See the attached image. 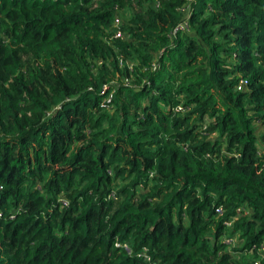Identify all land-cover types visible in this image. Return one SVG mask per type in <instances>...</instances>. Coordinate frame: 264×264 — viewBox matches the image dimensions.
<instances>
[{"label": "trees", "instance_id": "obj_1", "mask_svg": "<svg viewBox=\"0 0 264 264\" xmlns=\"http://www.w3.org/2000/svg\"><path fill=\"white\" fill-rule=\"evenodd\" d=\"M256 249L264 264V0H0V264Z\"/></svg>", "mask_w": 264, "mask_h": 264}, {"label": "built area", "instance_id": "obj_2", "mask_svg": "<svg viewBox=\"0 0 264 264\" xmlns=\"http://www.w3.org/2000/svg\"><path fill=\"white\" fill-rule=\"evenodd\" d=\"M113 27L114 30L112 31V34L110 35V37L108 38L109 40L113 39V38H119L122 36L121 31L118 28V18H114L113 21ZM182 26L181 25H177L175 29H180ZM154 67V65H152V68ZM111 81H110V85H111ZM114 84V83H113ZM124 84H128L130 85V82H128L126 79H124ZM246 84L245 80H238L237 84L235 85L234 89L235 90H242L244 88V85ZM108 84H102L100 86V88L98 89V94L102 95V101H101V106L103 108H109L110 106V99H111V91H108ZM90 89V87L88 88ZM217 212H220L219 208H216ZM233 242V241H232ZM226 243H230V240H226ZM118 246V245H116ZM127 246L126 245H122V248H124L127 252ZM256 252L258 253V259H254L252 260V264H259V260L262 257V254H259L261 252V250H257ZM247 254L251 255V251H248ZM136 257H141L144 261L149 262V258L145 256V252L144 250H142L139 254H136Z\"/></svg>", "mask_w": 264, "mask_h": 264}, {"label": "rangeland", "instance_id": "obj_3", "mask_svg": "<svg viewBox=\"0 0 264 264\" xmlns=\"http://www.w3.org/2000/svg\"><path fill=\"white\" fill-rule=\"evenodd\" d=\"M111 81H116V82H117V80H116V79H112Z\"/></svg>", "mask_w": 264, "mask_h": 264}]
</instances>
